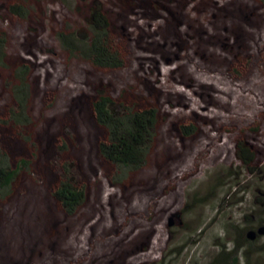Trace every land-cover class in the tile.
Segmentation results:
<instances>
[{
	"label": "rangeland",
	"instance_id": "374dc122",
	"mask_svg": "<svg viewBox=\"0 0 264 264\" xmlns=\"http://www.w3.org/2000/svg\"><path fill=\"white\" fill-rule=\"evenodd\" d=\"M17 1L25 19L0 0V120L10 105L6 78L24 63L32 122L24 134L36 147L31 173L0 205V264H214L228 252L236 264H264V235L244 237L264 227V3ZM97 8L126 40L131 59L120 70L94 68L59 45L60 31L86 36ZM240 45L249 60L235 78L226 67ZM97 89L112 98L138 91L159 107L151 154L121 182L97 154L103 133L89 110ZM191 119L196 131L182 137L178 123ZM0 130L13 159L29 156L15 132ZM237 143L251 152L250 166L236 159ZM63 163L84 190L72 215L50 196Z\"/></svg>",
	"mask_w": 264,
	"mask_h": 264
},
{
	"label": "trees",
	"instance_id": "16d2710c",
	"mask_svg": "<svg viewBox=\"0 0 264 264\" xmlns=\"http://www.w3.org/2000/svg\"><path fill=\"white\" fill-rule=\"evenodd\" d=\"M8 14L10 17L25 19L26 8L17 0H10ZM264 3V0H252ZM123 3L128 1H122ZM125 6L128 4H124ZM86 36H79L74 32L60 31L57 33L59 45L69 56H74L87 62L100 70L114 71L122 69L131 59L125 38L112 30L109 20L102 9H94L89 13V24ZM5 45L4 35L0 33V67L7 68L1 59ZM245 46L240 45L235 56L226 67L231 76L238 78L246 69L249 58L245 57ZM29 68L24 63L12 67L9 78H6L9 86V107L5 111V118L0 120V129H8L15 132L19 142L29 148L28 157L13 159L10 148L0 143V205L5 203L16 189L18 179L23 174H30L35 158V143L30 135L24 134L31 126L29 115ZM145 94V93H144ZM141 92H123L117 98H112L106 89H97L89 103L90 115L95 125L101 129L102 137L96 143L98 156L116 168L113 180L121 182L131 173L138 171L151 154L150 130H154L159 118V107L153 102V98ZM145 96V97H144ZM110 104L121 108L117 116H112L107 111ZM177 131L182 137L192 136L196 126L191 121L178 123ZM3 135L0 130V136ZM65 150V146H59ZM235 157L243 166L253 163L251 152L240 146H235ZM60 177L50 192V196L66 215H72L84 200L83 188H75L68 181V169L66 163L59 166ZM238 244H246L243 239L235 241ZM236 264V259L231 253L218 254L214 264Z\"/></svg>",
	"mask_w": 264,
	"mask_h": 264
},
{
	"label": "water",
	"instance_id": "95a60500",
	"mask_svg": "<svg viewBox=\"0 0 264 264\" xmlns=\"http://www.w3.org/2000/svg\"><path fill=\"white\" fill-rule=\"evenodd\" d=\"M264 235V227H258L255 231H247L244 234V237L247 241L251 242L255 239L256 236Z\"/></svg>",
	"mask_w": 264,
	"mask_h": 264
}]
</instances>
